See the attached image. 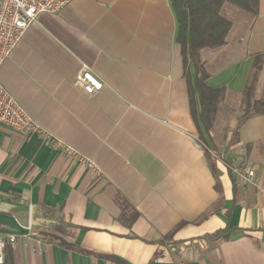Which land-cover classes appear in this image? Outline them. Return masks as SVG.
Listing matches in <instances>:
<instances>
[{"label": "crops", "instance_id": "1", "mask_svg": "<svg viewBox=\"0 0 264 264\" xmlns=\"http://www.w3.org/2000/svg\"><path fill=\"white\" fill-rule=\"evenodd\" d=\"M233 10L226 44L200 51L224 90L210 137L170 0H71L37 17L0 82L101 174L0 123V233L17 238L4 264H264V194L230 168L254 167L264 187V113L241 118L256 57L264 98V0ZM84 65L104 84L94 95L75 83Z\"/></svg>", "mask_w": 264, "mask_h": 264}, {"label": "built area", "instance_id": "2", "mask_svg": "<svg viewBox=\"0 0 264 264\" xmlns=\"http://www.w3.org/2000/svg\"><path fill=\"white\" fill-rule=\"evenodd\" d=\"M71 0H0V66L8 59L21 41L29 26L42 13H57ZM75 83L88 95L102 90L103 82L84 65L77 74ZM0 123L22 133L27 139L35 135H47L43 127L24 109L15 97L0 82ZM51 145L66 153L74 161L87 165L94 175L100 176L96 163L80 154L75 148L62 140L47 135ZM204 147L207 145L201 143ZM209 149V148H207ZM232 171L239 175L244 184H250L264 194V187L256 180L254 167L231 165ZM26 229L31 234L32 226ZM17 243L16 235L0 233V264L6 260L7 250Z\"/></svg>", "mask_w": 264, "mask_h": 264}, {"label": "trees", "instance_id": "3", "mask_svg": "<svg viewBox=\"0 0 264 264\" xmlns=\"http://www.w3.org/2000/svg\"><path fill=\"white\" fill-rule=\"evenodd\" d=\"M170 2L177 21L176 42L181 46L184 66L186 69L189 65L193 67L191 85L200 104V111L194 114L195 120L202 134L206 133L210 137L215 105L223 98L224 90L206 83L207 75L200 61V51L226 44L227 35L232 27L231 20L223 14L226 3L255 14L258 11L259 0H170ZM261 65L260 57H256L255 72L245 92L242 120L264 113V98L252 99V90ZM192 103L194 104L193 96ZM220 234L219 231L215 236L218 237ZM227 236L228 233H225L224 237Z\"/></svg>", "mask_w": 264, "mask_h": 264}, {"label": "rangeland", "instance_id": "4", "mask_svg": "<svg viewBox=\"0 0 264 264\" xmlns=\"http://www.w3.org/2000/svg\"><path fill=\"white\" fill-rule=\"evenodd\" d=\"M237 6L230 4V3H226L224 9H223V14L229 18L228 16H230L232 14V12L234 11L233 9H236Z\"/></svg>", "mask_w": 264, "mask_h": 264}]
</instances>
